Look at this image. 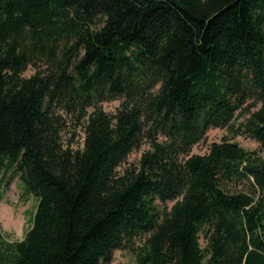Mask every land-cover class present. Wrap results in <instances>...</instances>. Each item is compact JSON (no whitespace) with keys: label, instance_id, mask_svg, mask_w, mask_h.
<instances>
[{"label":"trees","instance_id":"trees-1","mask_svg":"<svg viewBox=\"0 0 264 264\" xmlns=\"http://www.w3.org/2000/svg\"><path fill=\"white\" fill-rule=\"evenodd\" d=\"M234 126L264 150V0H0V168L39 197L0 264H264L263 155L193 153Z\"/></svg>","mask_w":264,"mask_h":264},{"label":"rangeland","instance_id":"rangeland-1","mask_svg":"<svg viewBox=\"0 0 264 264\" xmlns=\"http://www.w3.org/2000/svg\"><path fill=\"white\" fill-rule=\"evenodd\" d=\"M34 71V68H30L28 74ZM119 104V101H108L103 104V107L106 111L115 112ZM248 115L238 114L234 123L239 125ZM236 127L210 129L205 139L194 147L193 153L204 154L208 152L211 143L220 142L223 139L236 141L247 150H259V143L243 134H237ZM71 130L72 132L67 135V138H71L74 147L82 148L84 132L81 128L75 127ZM260 152L264 157V150ZM140 154L141 152H134L131 154L129 161H135ZM11 174L12 169L7 170L5 165L0 168V240H4V243H14L25 237L33 224L34 214L39 203L38 196L23 193L21 179L19 176L11 178ZM172 203H169V205L171 206ZM101 264H138V258L135 250L117 249L114 251L111 261L102 262Z\"/></svg>","mask_w":264,"mask_h":264}]
</instances>
